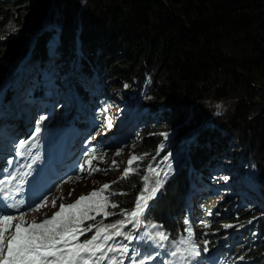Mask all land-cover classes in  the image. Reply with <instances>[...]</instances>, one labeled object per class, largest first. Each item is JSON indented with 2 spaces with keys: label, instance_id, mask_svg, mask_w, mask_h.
<instances>
[{
  "label": "trees",
  "instance_id": "1",
  "mask_svg": "<svg viewBox=\"0 0 264 264\" xmlns=\"http://www.w3.org/2000/svg\"><path fill=\"white\" fill-rule=\"evenodd\" d=\"M78 1L85 0H0V27L11 23L21 12L28 21L24 34L0 35V59L9 62L32 57L31 69L37 68L42 73L46 67L44 60L50 58L49 51L54 49L57 63L53 62L52 85L55 78H67L68 72L76 67L80 69V77L82 73L85 78L95 77L94 84L100 85L107 79L112 86L124 85L122 100L135 109L133 119H138L136 128L140 126L136 136L142 133L136 151L144 163L154 158L163 160L169 153H181L187 148L179 173L166 182L148 208L147 217L172 237L182 234L193 176L201 179V185L209 184L207 177L215 170L222 153L237 155L241 165L248 159V164L240 166L243 170H251L254 164L259 172L257 179L251 175V181L261 188L264 197V173L256 166L254 156L242 153L240 148L245 144L246 134L257 136L264 154V0H94L95 16L78 15L71 5ZM62 8L66 9L65 18L59 15L50 22L53 12ZM38 31L41 34L28 51V44ZM49 31L58 34L52 46L54 34ZM153 60L158 61L164 74L154 86L143 72ZM5 70L6 66L0 62V84L5 79ZM25 76L28 77L27 70L22 80ZM13 79L5 92V111L14 98L17 88L13 83L18 75ZM36 79L34 74L32 80ZM135 82L138 83L134 85ZM74 87L82 108H89L94 101L85 91L84 83L80 81ZM152 88L155 92L151 94ZM32 89L35 96L41 97V92ZM147 92L150 99L145 98ZM162 98L168 100L163 106L159 102ZM204 100L218 104L230 100L231 108L226 124L213 122L207 133L196 129L203 115L196 107ZM189 105L193 109L192 118L186 121L183 107ZM174 114L178 116L175 124ZM62 115L63 111L58 110L49 120L57 123L56 118ZM230 126L235 132H243L242 138L230 133L227 128ZM161 133H166L167 138ZM105 175L95 179L101 181ZM142 177L138 173L119 178L116 183L108 180L112 193H126L113 195L118 212L133 210L134 200L144 185ZM232 206L231 200L218 203L208 228L214 240L212 246L236 245L234 237L224 236L222 229H229L225 225H251L243 231L246 248L236 250L233 257H243L248 264H264V214L244 204L239 209Z\"/></svg>",
  "mask_w": 264,
  "mask_h": 264
},
{
  "label": "rangeland",
  "instance_id": "2",
  "mask_svg": "<svg viewBox=\"0 0 264 264\" xmlns=\"http://www.w3.org/2000/svg\"><path fill=\"white\" fill-rule=\"evenodd\" d=\"M82 3L79 1L74 2L71 4L73 5L72 9L76 10L77 14L80 13L82 15H87L92 13V15L95 16L94 9L96 12V8L93 6L95 1L85 0ZM89 5H91V7H89L91 8L90 11H88L86 8ZM65 12V8L55 10L50 22L56 21L59 15L61 18H65ZM22 13L23 12L18 13V16L11 23L8 22L3 24L0 27V35L7 32H14L15 34L20 35L24 34L26 31L25 25L28 21ZM77 20H79L78 24L80 26L81 23L79 17H77ZM50 22H47L48 26L51 25ZM49 32L54 34L53 42L51 43L52 46V44L56 42L55 40L57 39L58 34H55L53 31ZM39 34L41 33L38 31V33L29 42L28 51L32 48L34 40ZM49 56V59L47 58L44 60L46 67L42 73L41 70L37 68L31 69L32 63L30 61L32 60V57L28 58L26 56L22 59L20 57L16 61L9 62L0 59L2 65L6 66V75L4 76L5 79L3 81L4 84L6 83L4 92H2L3 86L1 89L3 82L0 84V149L6 150L12 154H17L18 156L19 142L21 140L28 141L29 139H33V137L36 136V125L40 121V118L44 117L45 119H43V122L40 123L41 132L38 134V136L42 137L43 141L48 143L51 141V137L54 138V136H56L53 141L59 145L58 147L55 146V143L48 145L47 150H49V153L52 151H58L59 148L63 152H68L67 150H69L73 163H75L78 166H76L77 169H79V174L77 176L79 179L76 177L74 180L62 186L57 193L48 197L45 200L47 201V206L40 207L39 210L25 215V219L29 223H31L33 220L39 223L46 218H50L52 214H54L56 211H59L61 204H72L81 195L87 196L92 191L99 190L104 184H109L111 186V182L108 180L112 179L117 181L119 178H121L125 169L128 167L129 158L132 155L139 156L136 150L140 145L141 138L139 135H142V133H139L136 136L138 130H140V126L135 128V131H133L132 134H129L127 131V129L132 128V111H135V109L131 107V104H128L122 100L123 97L121 96V92L124 90V85H121L120 83L119 85L112 86L110 83H108L107 79H104V82H100V85H98V83L94 84L96 82L95 77L85 78V75L82 73L81 78L79 76L80 69L78 67H76L75 70L69 71L67 78L65 76H63L61 79L55 78L53 85H51L50 82H52V78L49 76L53 71V62H55L57 59L55 57L56 55L54 54V49L49 51ZM52 56L54 58H52ZM1 58H4V56ZM24 61L26 63L25 68L23 67ZM78 62L79 61L77 60L76 63L80 65V62ZM70 66L71 65L69 64L67 68H70ZM57 68L63 69L62 66H58ZM25 70H27L28 77L25 76L24 80H22ZM143 72L144 75L148 74L152 79L153 86L155 83L158 84L159 80L164 76L163 72L158 67V61L154 60L151 61L150 64L148 63V66L144 67ZM16 74L18 75V80L13 84L17 89L15 90V95L12 102L8 103V106H10L8 111H5V92L10 87L11 81ZM34 74H37L38 77V79L35 81L32 80ZM74 74L76 76L73 77ZM80 81L86 84L85 91L90 97L93 98L94 103H92L89 108H82V105L80 104L81 100L79 99L76 89L74 88L75 83H79ZM137 83L138 82H135L134 85ZM256 86L259 88L258 84H256ZM32 88H35V90L41 92L42 96L40 98L34 96ZM153 90L155 92V89L152 88L151 94L153 93ZM145 98L150 99V92H147ZM230 100L223 104L215 103L212 100L201 101L199 106L196 108H198V111L203 115H201L202 118L199 120V124L197 125L196 129L199 132L207 133L211 123L213 122H215L216 125L226 124V120L229 118L228 114L231 111L229 105ZM159 102L163 106V104L168 103V100L166 98H162L159 100ZM157 107L160 109L164 108L160 105H157ZM183 108L186 112V116H184L183 119L189 121L192 118L190 116H192L193 109L191 105ZM105 109H107V111H104ZM58 110H62L63 115L61 119L55 124L53 121H49V119H51L54 116V113H56ZM22 111H24L23 114ZM25 112L30 118L26 127L22 129V122L23 117H25ZM173 117V123L175 124L178 116L174 114ZM170 119L173 120V118ZM46 120L48 121L46 122ZM109 120L111 121V127L108 126ZM78 123L79 125L86 126L88 129H92L97 125L98 131L79 132V129L77 128ZM227 128L230 133L232 132L233 134H237L240 138H242L243 132H235L231 126ZM66 130L69 132L68 135H65ZM129 138H132V140L130 141ZM243 140L245 144L240 145V148L243 149L242 153H248V156H254L255 164L260 168V172L263 174L264 154L262 149L259 148L257 136L246 134ZM81 143L85 144L86 149L82 148L83 145ZM50 146L52 148H50ZM93 150H95L96 155L98 157H102V159H92L91 167H98L101 169V171H93L91 174H89L88 170L80 171V165L83 164L87 159H90L88 154ZM118 151L120 152V155H116ZM186 151L187 148L185 147L181 153H170V171L168 170L167 165L162 162L163 160H159L157 158H154L146 163H144L142 159L133 163L132 167L136 169V171L134 173H130L128 176L138 173H142L143 176L148 175L150 177L149 185L151 186L157 179L156 176H154L152 173H149L147 170L148 166L151 165L161 173L159 178L164 181L163 186L159 189L155 198L148 201V206L157 200L166 182L179 173L180 166L182 164L181 160L184 159ZM236 156L230 154L229 152L226 154L222 153L221 159L214 166L216 167L215 170L212 171L210 175H208V180L211 182L210 184L213 187V190L210 189V191L212 190L211 192H208L207 186H200V180L194 176L195 181L192 183L190 188L191 194L186 201L187 212L186 217L183 219L185 232L182 234V237L188 239L189 235L186 229L190 227L192 231V240H197L198 244L203 248L202 252L199 251V256H193L194 258L198 259V264H207L203 261V259H200V257L205 256L206 244L210 240V238L201 237L204 235H201L200 228H204V230L209 228L211 218L214 217L215 210L220 201L223 203L225 201L231 200L233 202L232 208L239 209L241 204L255 207L262 214H264V197L260 191L261 188L258 185H253L251 181L252 177L257 179V173L259 171L254 166V164L251 167V170H243V168L240 166L248 164V159L245 160V164L241 165V162L239 163L240 159L238 156ZM113 161L116 162L115 167L113 166ZM85 168H88L87 164H85ZM166 171L168 172V175L165 177L163 173ZM104 173H106L105 179L97 181L96 179L98 177H102V174ZM111 188L112 187H110L109 190L107 189L104 195H107L109 201L114 203V197L111 195ZM201 197L204 199L203 207L198 206L197 203L198 199ZM53 201H55V207L52 206ZM107 211L113 213V215L105 218L102 214L97 215L95 212H93L91 215L95 216V220H85L83 221L81 227L87 228L91 225H98L101 222L103 224L115 223L118 220L124 218L116 208L108 207ZM144 216L145 215H143L141 218L143 224L139 228L135 227L133 223H127V225L122 229L124 233L132 235L133 239L128 240L125 239L124 236H115L113 240L108 241V246L116 247L117 243H120V246L127 245L129 250L134 251L137 250L138 244L141 243L143 246H147L146 250H163L167 248L170 250L173 249L171 244L172 241L170 242L169 239L160 240L156 236L158 231L165 233L164 230L159 226L156 228L151 227L153 224ZM262 216L264 217V215ZM205 225H207V227H205ZM250 226L251 225L230 226L229 229H222V232L225 237H234V243H236L235 246H238L239 250L243 248L245 249L246 239H243V231L250 228ZM12 230H14V228ZM145 232L149 233L150 236H143L142 234ZM250 232L251 231H249L247 235H249ZM93 234H95L94 227L92 231L85 232L83 235H81L80 241L82 242L85 239L91 238ZM226 254L229 256L226 260L227 264H248L242 263L241 259L230 260L233 256V252H231L230 249L226 250Z\"/></svg>",
  "mask_w": 264,
  "mask_h": 264
},
{
  "label": "snow or ice",
  "instance_id": "3",
  "mask_svg": "<svg viewBox=\"0 0 264 264\" xmlns=\"http://www.w3.org/2000/svg\"><path fill=\"white\" fill-rule=\"evenodd\" d=\"M104 111H107V109ZM43 119L45 118L41 117L36 125V136L41 132L40 123L43 122ZM108 126H112L110 120L108 121ZM161 135L165 139L167 138L166 133H161ZM29 143L30 141L21 140L19 142V149H25ZM160 150H163V145L160 146ZM19 154L23 155V152H19ZM88 155L90 159H87L80 165V171L88 170L89 174L93 171H101L98 167L92 168L91 163L92 159H102V157H98L95 150ZM116 155H120V152L118 151ZM170 156V153L164 156L162 161L167 165L169 171L171 170ZM141 159V156L132 155L128 160V167L125 169L121 179H126L130 173H134L136 169L132 165L135 161ZM85 164L88 165L87 169L85 168ZM113 166H116L115 161H113ZM147 170L157 177L154 184L150 186V177L148 175L143 176L144 186L134 200L133 210L127 211L121 209V215L124 218L115 223L103 224L101 222L98 225H91L87 228L81 227L83 221L89 219L95 220V216L91 215L93 212L97 215L102 214L105 218L113 215V213L107 211V208H116L118 205L111 203L108 196L104 195L105 191L111 187L109 184L102 185L99 190H94L87 196L81 195L72 204H61L59 211H56L50 218H46L39 223L34 220L29 223L25 219L26 214L14 216L0 213V264H102L105 260L108 261V264H123L122 261H117L115 257L109 258L107 253L120 251L122 254H127L129 251L128 246L112 247L108 246V241L113 240L115 236H124L125 239L131 240L133 236L124 233L122 229L127 223H133L137 228L143 224L141 218L148 207V201L155 198L164 182L159 178L161 173L151 165L148 166ZM163 175L166 177L168 172H164ZM77 178L79 179V177ZM16 179V176L12 175L7 169L3 170V174L0 175V199H3L5 203L9 198L10 186ZM22 182L20 181V183ZM112 183H116V181ZM117 194L126 195V193H111V195ZM21 203L23 202L21 201ZM6 206L16 207L15 204L7 203ZM45 206H47V201H44L43 204L38 205L33 210L36 211L40 207ZM52 206H56L55 201L52 202ZM93 227L95 228V234L91 238L81 242L80 236L85 232L92 231ZM151 227L156 228L157 225L153 224ZM225 227H230V225H225ZM13 228L14 230H12ZM186 231L189 237H191V228H187ZM142 235L150 236L147 232ZM156 236L160 240L168 239L162 231H158ZM187 243H189V240L185 237L173 241L172 244L175 250L170 255L175 257L181 251L180 245ZM97 253H100V255H97ZM190 254L193 256L200 255L198 251H192ZM141 264H145V262L141 261Z\"/></svg>",
  "mask_w": 264,
  "mask_h": 264
},
{
  "label": "bare ground",
  "instance_id": "4",
  "mask_svg": "<svg viewBox=\"0 0 264 264\" xmlns=\"http://www.w3.org/2000/svg\"><path fill=\"white\" fill-rule=\"evenodd\" d=\"M81 104V103H80Z\"/></svg>",
  "mask_w": 264,
  "mask_h": 264
}]
</instances>
